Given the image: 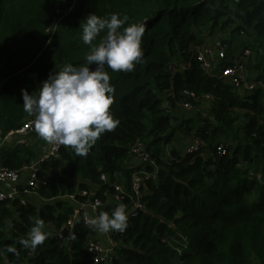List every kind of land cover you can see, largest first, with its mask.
<instances>
[{"label":"trees","instance_id":"trees-1","mask_svg":"<svg viewBox=\"0 0 264 264\" xmlns=\"http://www.w3.org/2000/svg\"><path fill=\"white\" fill-rule=\"evenodd\" d=\"M60 11L66 16L56 24ZM112 13L128 17L124 27L147 25L144 56L135 70L105 67L114 86L110 112L119 124L87 156L64 146L59 158L42 162L38 176L45 184L32 199L24 198L26 204L21 199L2 204L0 264H94L87 249L94 231L83 220L72 244H61L57 233L86 201L84 191L103 202L96 215L110 214L119 204L128 212L131 201L115 199L112 184L120 179L131 192V150L137 142L146 146L159 171L143 189L146 211L128 219L123 233H113L114 256L102 264H264L263 0H0V164L21 171L37 160L27 146H8L9 134L35 119L23 109L21 89L38 96L50 73L64 64H86L91 46L82 40L83 21L90 14ZM54 25L53 37L36 49L38 37ZM229 25L245 32L244 49L259 59L255 66H248L249 59L246 63L263 86L252 93L207 76L193 59L192 49L204 35L214 37ZM104 35L106 30L93 44ZM187 62V70L171 66ZM185 91L198 97L191 101L196 109L210 96L211 108L187 118L171 115L164 105L176 108L186 101ZM182 135L197 137L199 150L168 151ZM220 145L224 155L218 154ZM144 168L155 173L149 164ZM36 219L51 235L37 249H23L18 240ZM8 246L16 253L7 252Z\"/></svg>","mask_w":264,"mask_h":264},{"label":"clouds","instance_id":"clouds-1","mask_svg":"<svg viewBox=\"0 0 264 264\" xmlns=\"http://www.w3.org/2000/svg\"><path fill=\"white\" fill-rule=\"evenodd\" d=\"M127 21V16L121 18L117 13L105 17L88 15L82 26V40L91 46L85 57L86 64H64L62 70L50 73L42 83L38 96L21 89L23 109L29 116L35 117L31 123L45 142L63 145L77 156L84 157L104 133L117 127L119 120L110 112L114 86L105 67L112 72L134 71L144 56L142 38L147 28L145 23H131L124 27ZM105 30L106 35L98 45H94L93 41ZM93 65L95 67L90 68ZM128 219L126 205L119 204L110 214L100 212L88 215L85 212L83 223L106 235L110 232L123 233L128 227ZM44 228L45 222L36 219L18 243L23 249H37L51 235ZM68 238L77 239L74 233H69ZM6 251L16 253L11 246Z\"/></svg>","mask_w":264,"mask_h":264},{"label":"built area","instance_id":"built-area-1","mask_svg":"<svg viewBox=\"0 0 264 264\" xmlns=\"http://www.w3.org/2000/svg\"><path fill=\"white\" fill-rule=\"evenodd\" d=\"M264 1V0H263ZM205 40L201 45L196 46L192 49L193 59L196 61L200 67V69L207 76L214 78L215 80L226 83L233 88L244 87V89L250 93L253 91L262 88L263 86L259 81L256 80V77L253 75L252 78L246 80V63L251 56L250 49L243 48L236 56V60L230 65H224L223 67H219V62H226L229 56V45L226 43V38L222 35H217L214 40L213 37L209 35H204ZM239 38L245 40L246 34L244 31L239 32ZM171 66L181 68L183 70H187L191 67V64H183V63H172ZM172 95L174 96V92L172 89ZM184 97H186V101L183 102V108L187 111L193 109V104L191 101H196L198 97L195 93L190 91L183 92ZM210 102L212 98L210 96H206L205 98ZM32 120H27L19 129L12 131L8 138H12L16 140V144L25 145L26 140L25 137L27 135L32 134L35 130ZM49 144V151L46 155H44L39 162L30 167V177L26 185L19 190L18 186L21 180V171L12 170L6 167H3L0 164V209L2 208V204L8 201H15L21 199L23 204H26L25 199L22 196H31L36 195V189L39 188L41 184H45V181L39 179V172L41 170V163L50 159V158H59L60 151L64 147L63 145H55ZM200 143L196 141L192 147L189 149L190 153L196 152L199 150ZM226 153V149L223 145L218 147V154L224 155ZM131 156L133 159L138 160L140 165H151L156 168L155 161L151 160L150 154L146 150V146L137 142L131 150ZM157 169V168H156ZM142 170V168H141ZM155 173H150L143 167V171L139 169L134 170L132 173V183H131V192L127 193L126 186L123 184H118V179L112 184L115 191L116 196L115 199L118 201H124L125 198L131 201V206L128 209V217L129 219L132 217H137L140 213L146 211V206L141 201L143 196V189L146 186V182L149 179L156 177ZM109 179L106 175H102L101 181L107 182ZM12 186V191H5L3 187ZM82 196L86 198V201L82 204H79L74 216L63 226V228L57 233L58 241L61 244H72L74 240L68 238L69 233L75 234L76 224L79 220H84V211L86 209H90L92 212L97 214L98 210L104 207V204L101 200L96 199L94 192L84 191ZM93 198V199H92ZM71 201L75 202V197L69 198ZM89 229L94 231L90 226L87 225ZM114 233V232H113ZM112 234V233H111ZM112 242L110 246L106 247L96 241L93 238V234L90 236L87 242V249L94 264H102L108 263L114 256V250L117 246V243L114 240L113 234L111 235Z\"/></svg>","mask_w":264,"mask_h":264},{"label":"rangeland","instance_id":"rangeland-1","mask_svg":"<svg viewBox=\"0 0 264 264\" xmlns=\"http://www.w3.org/2000/svg\"><path fill=\"white\" fill-rule=\"evenodd\" d=\"M65 16H66V13L64 11L58 12L57 15H56V24H58ZM55 30H56V25L52 26L47 31H45L44 32V37H42V38H40L41 36L38 37L39 39L36 41V44H35L36 49H38L39 46L43 45V40H44L45 37L48 36L51 39L53 37L54 33H55ZM217 32H218L217 35H222L223 37H225L226 39H228L230 41L229 56H228V59H227L226 62H224V61L219 62V67L221 68L224 65H230V63H233L236 60L237 54H239L241 51H243V48L247 44V41L241 40V38H239V32L237 31V28L233 27L232 25H229L228 27H226L224 29L218 28L216 33ZM216 36L213 37V40H214V38ZM249 41L253 42V40L251 38H250ZM258 61H259V59L257 57H255V55L253 54L249 58V61H248L249 65L248 66L249 67L250 66H255L256 64H258ZM249 67L248 68L246 67V76H247L246 80L252 78L253 75L255 77H257V73L256 74L252 73V72H256V71H254V70L251 71L249 69ZM172 72L175 73V70H173ZM173 98H175V94H174ZM164 106H165L166 109H168V112H170L171 115L179 116L177 118H183V117L187 118L188 116H190L196 110L198 111V110L202 109V111H204V110H207V109L211 108V104L208 101H204L203 105H201V107L198 108V109H196L195 106H193V109L190 110V111H187L186 109L183 108V101L182 102H177L176 108H174V109H171L172 105L168 104V103H166V105H164ZM27 120H33V119H27ZM35 133L36 132L34 131L31 134V136H33ZM196 141H198L197 137L196 138L194 137L191 140H189V138H187V137H184L183 135L179 136V139H177V137H176V140L173 141V144L168 146V151H170L173 147H176L182 153L188 152L189 149L192 147V145ZM42 154L43 153L40 152V154H38V155H42ZM144 166L145 165H140L139 161L135 160L133 158H132V160L130 162V167H131V169L133 171L134 170L136 171V169H139V168H140V171H143V167ZM141 168H142V170H141ZM156 168H155V170H156V172H158L159 168L157 166H156ZM118 180H119L118 184H121V185L124 184L125 185L124 181H121L120 179H118ZM22 197L25 198V199H28V198L32 199L35 196L31 195V196H22ZM111 233L113 234V232H111Z\"/></svg>","mask_w":264,"mask_h":264},{"label":"crops","instance_id":"crops-1","mask_svg":"<svg viewBox=\"0 0 264 264\" xmlns=\"http://www.w3.org/2000/svg\"><path fill=\"white\" fill-rule=\"evenodd\" d=\"M25 140H26V144L24 146H27L29 147L36 155L37 157V160L32 162V164L30 166H27L23 169V171L21 172V180H20V184L18 186V189L21 190L24 185L27 184L28 180H29V177H30V167L35 165L37 162H39L41 160V158L46 155L49 151V144L47 142H45L43 139H41L37 133H35L33 136L30 135H27L25 137ZM16 140L15 139H12L11 142L8 143V146L9 147H14L16 146ZM43 153L42 155H38ZM3 189L5 191H12L13 190V187L12 186H5L3 187ZM85 212L88 213V215H96L94 212H92L90 209H86L84 211V214ZM111 232L109 234H106V235H102L100 233H98L97 231L94 230L93 232V238L98 241L99 243H101L102 245L108 247L110 246L111 242H112V237H111Z\"/></svg>","mask_w":264,"mask_h":264},{"label":"water","instance_id":"water-1","mask_svg":"<svg viewBox=\"0 0 264 264\" xmlns=\"http://www.w3.org/2000/svg\"><path fill=\"white\" fill-rule=\"evenodd\" d=\"M12 141V138H8V142H11Z\"/></svg>","mask_w":264,"mask_h":264}]
</instances>
